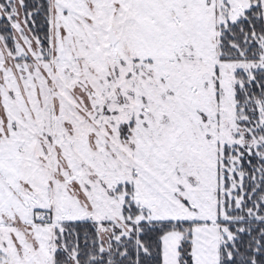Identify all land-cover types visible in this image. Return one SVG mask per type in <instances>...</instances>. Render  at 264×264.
Returning a JSON list of instances; mask_svg holds the SVG:
<instances>
[{
	"label": "snow or ice",
	"instance_id": "6c2138e0",
	"mask_svg": "<svg viewBox=\"0 0 264 264\" xmlns=\"http://www.w3.org/2000/svg\"><path fill=\"white\" fill-rule=\"evenodd\" d=\"M0 264H264V0H0Z\"/></svg>",
	"mask_w": 264,
	"mask_h": 264
}]
</instances>
